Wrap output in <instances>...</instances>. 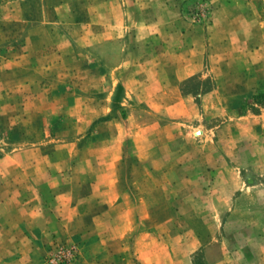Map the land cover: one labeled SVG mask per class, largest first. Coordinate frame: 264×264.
I'll return each instance as SVG.
<instances>
[{
	"label": "rangeland",
	"instance_id": "obj_1",
	"mask_svg": "<svg viewBox=\"0 0 264 264\" xmlns=\"http://www.w3.org/2000/svg\"><path fill=\"white\" fill-rule=\"evenodd\" d=\"M0 264H264V0H0Z\"/></svg>",
	"mask_w": 264,
	"mask_h": 264
}]
</instances>
